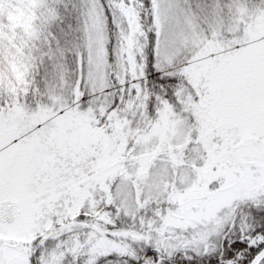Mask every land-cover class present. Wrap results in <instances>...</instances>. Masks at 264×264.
Returning a JSON list of instances; mask_svg holds the SVG:
<instances>
[{
	"label": "snow or ice",
	"instance_id": "6c2138e0",
	"mask_svg": "<svg viewBox=\"0 0 264 264\" xmlns=\"http://www.w3.org/2000/svg\"><path fill=\"white\" fill-rule=\"evenodd\" d=\"M0 264H264V0H0Z\"/></svg>",
	"mask_w": 264,
	"mask_h": 264
}]
</instances>
